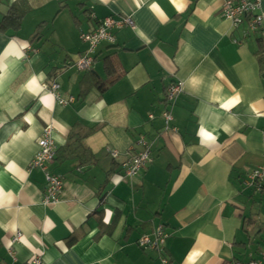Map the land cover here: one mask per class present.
Listing matches in <instances>:
<instances>
[{
	"label": "crops",
	"instance_id": "obj_1",
	"mask_svg": "<svg viewBox=\"0 0 264 264\" xmlns=\"http://www.w3.org/2000/svg\"><path fill=\"white\" fill-rule=\"evenodd\" d=\"M245 1L259 3L264 18V0ZM224 5L0 0V264L34 256L43 264H159L158 251L138 245L159 225L169 234V264H264V172L251 178L264 170V22L257 31L248 18L234 26ZM14 7L20 25L3 28ZM109 17L132 24L114 30L115 43L102 42L92 69L79 71L88 49L81 35ZM99 80L104 91L93 85ZM176 82L177 130L168 131L166 93ZM54 83L74 102L60 104ZM48 127L57 154L47 171L65 183L57 204L45 203L46 172L32 168ZM78 135L90 153L70 155ZM141 136L152 161L126 177L122 164L141 150Z\"/></svg>",
	"mask_w": 264,
	"mask_h": 264
},
{
	"label": "built area",
	"instance_id": "obj_2",
	"mask_svg": "<svg viewBox=\"0 0 264 264\" xmlns=\"http://www.w3.org/2000/svg\"><path fill=\"white\" fill-rule=\"evenodd\" d=\"M224 16L230 20L234 26H238L243 23L244 18L249 19V29L250 31H257L262 28L264 18L260 14L259 3L248 2L245 0H225V5L223 8ZM132 21L130 19L117 20L115 18L109 17L100 23L98 28L92 33H84L81 35V39L88 43V49L84 55L78 61V68L82 70H88L93 67L95 62V52L98 46L102 42L115 43V37L113 34L114 30L122 28L124 25H130ZM27 50H32L31 47H28ZM60 85L54 83L52 85L53 93L57 96L60 104L67 105L68 103L74 102V98H71L69 101H66L61 98L58 93ZM183 90V83L176 82L170 85L167 89L166 99L168 103L175 102L178 95ZM165 119L167 130L176 131L175 127L170 128L174 118L171 110H166L163 113ZM141 146V150L137 152H132V155L122 164V169L126 177H135L140 174V172L145 169L149 163L152 161V152L151 144L144 137L141 136L138 141ZM39 150L32 162V168H39L46 173L47 181V198L45 203L57 204L59 203V197L61 192L64 189V180L60 176L51 175L47 168L50 164L55 161L56 158V145L53 139V128H45L42 136L38 140ZM110 154L113 158H117L119 153L117 151H110ZM264 170H259L251 175L253 180H256L262 177ZM169 237V234L166 231L164 225H159L154 231L153 236L143 235L139 240V245L144 250H158L160 251V263L159 264H169V259L165 253L166 241ZM23 236L21 233H17L12 240L13 245H17L21 242ZM264 256V254H263ZM14 261H17V258L13 255ZM28 264H43L41 258L34 256L30 259ZM243 264V263H235ZM248 264H261V262H251Z\"/></svg>",
	"mask_w": 264,
	"mask_h": 264
},
{
	"label": "trees",
	"instance_id": "obj_3",
	"mask_svg": "<svg viewBox=\"0 0 264 264\" xmlns=\"http://www.w3.org/2000/svg\"><path fill=\"white\" fill-rule=\"evenodd\" d=\"M12 14H10L5 20H4V22L1 24V26H3V28L5 27L6 28V26L7 25H17V26H19L20 25V23H21V21H22V19H23V12H21V10H20V7L19 8H16V7H14V8H12ZM117 20H119V19H117ZM101 23V22H100ZM100 25V24H99ZM96 53H97V50H96V52H95V61H96ZM95 63V62H94ZM77 64H78V62H76L75 63V66L77 67V69L79 70V71H84V72H88V71H90L91 69H88V70H82V69H80V68H78V66H77ZM94 65V64H93ZM106 66H107V70L109 71V72H113V73H116V68H115V66L113 65V64H111V62L109 61V60H107V62H106ZM115 81V80H114ZM113 81V82H114ZM112 82V83H113ZM93 85H95V86H97L101 91H104L105 89H106V87H107V85H105V84H103V82L101 81V80H99V81H97L95 84H93ZM58 93H60V88L58 89ZM72 98V97H71ZM64 100H65V98H63ZM70 99V98H69ZM73 103V102H72ZM173 105L171 104V103H168V106H167V108H166V110H171V107H172ZM165 112V111H164ZM89 130V134H91V132H93V131H95L96 130V128L95 127H92V128H89L88 129ZM82 138H83V136H81V135H78L76 138H74V136H73V138L72 139H74L69 145H68V147H67V150L68 151H70V155L71 154H73V153H76L77 151H82V149L83 150H85V148L82 146V144H80V141L82 140ZM73 146H76L75 147V149H77V150H72V147ZM80 148V149H79ZM86 152H89V150H85ZM90 153V152H89ZM111 155V154H110ZM89 158H91L92 159V155H89ZM140 240V239H139ZM139 240H138V245H139ZM139 247H140V245H139ZM141 248V247H140ZM142 249V248H141ZM144 250V249H143ZM156 251H158V250H156ZM159 252V255H160V257H161V252L160 251H158ZM166 253V252H165ZM167 254V253H166Z\"/></svg>",
	"mask_w": 264,
	"mask_h": 264
}]
</instances>
